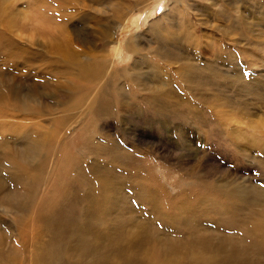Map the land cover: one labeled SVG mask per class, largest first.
<instances>
[{
	"label": "rangeland",
	"instance_id": "1",
	"mask_svg": "<svg viewBox=\"0 0 264 264\" xmlns=\"http://www.w3.org/2000/svg\"><path fill=\"white\" fill-rule=\"evenodd\" d=\"M171 7L174 17L162 21ZM155 19L164 27L151 36ZM64 38L117 76L107 104H91L93 121L82 117L85 102L59 131L51 121L67 119L59 93L29 80L59 58ZM0 39L30 54L0 50L2 96L43 106L0 112V146L9 148V164H0V264H188L181 257L198 251L199 238L227 251L245 245L247 221L264 209V0H0ZM129 40L134 55L118 48ZM176 49L200 59L174 57ZM214 208L234 214L235 226L218 224ZM187 209L198 216L194 229L191 215L179 219ZM118 220L148 223L141 232L153 237L137 247L138 228L126 225L127 241ZM81 239L98 252L83 253ZM116 240L127 243L125 256L108 245Z\"/></svg>",
	"mask_w": 264,
	"mask_h": 264
},
{
	"label": "bare ground",
	"instance_id": "2",
	"mask_svg": "<svg viewBox=\"0 0 264 264\" xmlns=\"http://www.w3.org/2000/svg\"><path fill=\"white\" fill-rule=\"evenodd\" d=\"M117 9L118 8H116L115 11H117ZM172 9L173 8L171 7L168 10H166L165 13L163 12L161 18L162 21L165 19V21L167 22L169 18L174 17L173 15H171L173 14L174 11ZM117 14L118 17L122 16V13L120 14L119 11H117ZM155 20L156 21L153 20V22L150 24L148 29L149 32L151 31V36H153L154 34L159 35L164 27V23L162 24L161 21H158L157 19ZM59 31H62V35L63 33H65V29L63 28H61ZM1 41L2 40L0 39L1 52L7 50L9 52V55L12 57H16L19 54L21 56L30 55L25 50L23 51L18 48L14 49L13 46L8 47L7 45H4ZM118 48L121 50V52L123 53L127 52V54L129 55L130 54L134 55L136 54L137 51V48L133 44L132 40H129L126 47L124 48L118 47ZM157 51L159 52V54L162 55L164 54L163 56L165 57V55H167L169 52V48H167L164 44H159ZM176 51L177 53L172 56L180 57L181 55L184 54L185 58L193 59L195 61V64L196 61H199L200 59V55L197 53L190 54L187 52V50L181 51V49L180 50L176 49ZM54 52L59 58L48 59L47 60L48 67L45 68L46 71L37 72L38 74H33L35 78L29 80V84H34L35 87H38L37 85L41 84L43 85V87H46L47 90H53L59 93L60 101L62 102L61 105L62 110L63 113L64 112L66 113V117L68 120L64 119V120H51V121L54 124H56L59 131H63L67 127L68 122L73 121V120H69L70 118L77 119L81 117V115L84 113V108L82 105L83 103L87 102L88 104V108L87 110H85L86 113L84 114V116H82L86 118V120H92L94 117V115L92 116L93 111L91 104L96 106L97 111L101 107L100 104H107L104 103L102 96L104 94L105 96L108 95L107 90L109 89V86H111L110 82L113 78L117 76V73L109 72L108 69L110 66L107 60H105L103 57H96L95 55L93 56L90 55V57H87L86 59H81L80 56H83L85 54L79 52H73L72 50H70L69 43L65 38L60 41V45L55 49ZM117 52L120 53L119 50H117ZM123 56L124 58H126L125 54H123ZM23 59L24 61H26V63L32 62V59L30 57H24ZM9 69L12 71L13 65ZM2 74L3 72H0V75ZM3 85H7V84L4 81H2V78L0 77V87ZM94 89H96L97 91L100 89L101 94H99L96 97H91V91ZM10 92L12 95L15 94L14 86L10 89ZM2 94L3 93L0 91V112L4 111V113H6V112H11V110H16L18 112L28 113L29 115L31 114V112L35 113V111H37L35 113L37 114L39 111L41 110L43 111V109H41L43 108V106H33L30 104V102L25 104L24 102H22L21 98L14 100L7 96H2ZM121 105L123 104L121 103ZM73 111H75L76 113L73 114L72 113ZM33 115L32 117H34ZM63 116L65 117V115ZM29 129H39V128L29 127ZM52 138L53 137L51 136V139ZM1 143H5V142H1ZM1 147H3V149H1ZM19 149L18 150L14 149L13 152L16 154L17 158L21 160L25 165H29V162L26 159V152L24 148H19ZM33 149H35V146H33L32 151ZM48 149L49 152H53L56 149V147L48 146ZM8 153H9L8 147L0 146V164H5V165L9 164L8 161L3 160ZM188 210L190 209H187L185 213L179 216V219H182L184 222H188L189 218L187 217V215L188 216L191 215V221L186 227L194 229V227L198 225L197 223L198 216L195 213L196 211H192L190 214H188L187 212ZM224 210L221 211L217 208H214L213 211L216 214L215 218L217 220V223L226 225L228 227L235 226L234 225L235 215L231 214L228 211L226 215L221 216ZM171 217L173 218V216ZM159 222L160 223L156 224V226L158 227L159 230L164 231L163 226L164 223L166 222L165 217L161 216ZM118 223H119L118 229L116 230L118 237L119 236L125 237L127 241H129L130 236L126 231V225H129L131 229L134 228V225L138 228L137 237L139 238V243L137 247H140L143 244V242L145 241V236L148 238L153 237V235L147 234L148 231L141 232L142 230L151 229L149 228L148 223H143V222L140 223L136 220L130 221L129 223L118 220ZM246 224H247L246 230L243 234V237H245V241L239 242L245 245L237 246V244L231 243L229 244L230 248L227 251L226 250L227 248L224 245H220V244L213 245L212 243H210L211 247L209 248V243H208L209 241L205 243V241L202 238H199L196 243L197 245L200 246V248L198 247L199 248L198 251L194 252L192 249H190L192 252L188 253L189 255H186V257H181V258L185 259V261L188 264H264V255H262V252H264V209L257 213L256 220H253L252 222L248 220ZM91 231H93L95 234H99L100 229L95 226H92ZM117 242L118 241L116 240V242L108 243V245L113 249L116 255L125 256L127 251V243L121 242L122 245L119 246ZM176 244L177 246H180L178 243ZM79 245L83 253L85 252L97 253L99 249V245L97 243H88L84 239H81L79 241ZM212 246L214 247L213 253L207 255L210 252ZM0 247H1V241H0ZM229 252H232V254H230L226 258V253ZM129 259L130 258L127 256L126 261H128ZM0 260H1V256H0ZM148 262L149 260H140V263L137 264H159V263H153L152 261L149 263ZM162 264H180V262L179 260L168 261L166 259L162 262Z\"/></svg>",
	"mask_w": 264,
	"mask_h": 264
}]
</instances>
